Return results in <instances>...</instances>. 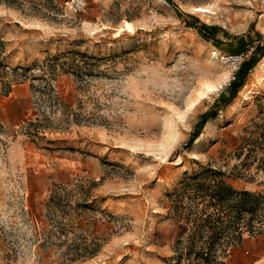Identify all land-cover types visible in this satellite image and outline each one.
<instances>
[{
  "label": "rangeland",
  "instance_id": "obj_1",
  "mask_svg": "<svg viewBox=\"0 0 264 264\" xmlns=\"http://www.w3.org/2000/svg\"><path fill=\"white\" fill-rule=\"evenodd\" d=\"M64 1L0 0V264H175L184 172L264 196V0ZM240 53L244 85L199 125ZM251 249L264 226L220 259Z\"/></svg>",
  "mask_w": 264,
  "mask_h": 264
},
{
  "label": "trees",
  "instance_id": "obj_2",
  "mask_svg": "<svg viewBox=\"0 0 264 264\" xmlns=\"http://www.w3.org/2000/svg\"><path fill=\"white\" fill-rule=\"evenodd\" d=\"M199 28L202 32L211 30L204 25ZM75 54H79L82 60H94L91 55L74 51H68L66 56L73 61ZM255 62L254 53L242 60L234 78L228 84V91H221L214 99L199 125L206 122L208 117L214 116L222 101L229 100L244 85ZM68 64L72 65V62ZM198 135L199 131L196 129L189 143ZM247 140L243 137L242 143L237 147L239 151L249 143ZM233 176L238 175L234 173ZM227 177L225 171L207 165L199 171L184 172L177 187L168 193L170 211L178 229L172 256L175 264H181L183 260L186 261L185 264H223L220 258L226 257L232 248L242 242L245 235L261 233L264 226L263 194L237 189L228 182ZM48 203L50 209L55 211L61 206V198L54 191L50 194ZM57 219L58 216L54 215V224ZM182 241L184 244L180 245Z\"/></svg>",
  "mask_w": 264,
  "mask_h": 264
},
{
  "label": "crops",
  "instance_id": "obj_3",
  "mask_svg": "<svg viewBox=\"0 0 264 264\" xmlns=\"http://www.w3.org/2000/svg\"><path fill=\"white\" fill-rule=\"evenodd\" d=\"M5 109L0 107V117L4 118ZM240 253L235 256H241V258H234L236 261L244 263H232V264H264V249H251L247 251L239 250Z\"/></svg>",
  "mask_w": 264,
  "mask_h": 264
},
{
  "label": "built area",
  "instance_id": "obj_4",
  "mask_svg": "<svg viewBox=\"0 0 264 264\" xmlns=\"http://www.w3.org/2000/svg\"><path fill=\"white\" fill-rule=\"evenodd\" d=\"M63 6L67 10L80 11L85 6V0H65ZM246 55H247V53L229 55L228 58H230V59H232L234 61V66H233L232 72H231V79L234 78L235 72L239 68L242 60L245 58Z\"/></svg>",
  "mask_w": 264,
  "mask_h": 264
}]
</instances>
